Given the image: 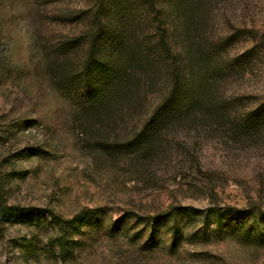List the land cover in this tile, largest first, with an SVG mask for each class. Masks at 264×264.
I'll list each match as a JSON object with an SVG mask.
<instances>
[{"label": "rangeland", "instance_id": "1", "mask_svg": "<svg viewBox=\"0 0 264 264\" xmlns=\"http://www.w3.org/2000/svg\"><path fill=\"white\" fill-rule=\"evenodd\" d=\"M96 25L86 82L125 97L107 116L77 109L68 82ZM57 42L71 45L59 57ZM0 194L28 211L0 222V264H264V238H189L180 218L183 238L150 230L171 208L264 226V0H0ZM84 209L102 215L62 260L51 216Z\"/></svg>", "mask_w": 264, "mask_h": 264}, {"label": "trees", "instance_id": "2", "mask_svg": "<svg viewBox=\"0 0 264 264\" xmlns=\"http://www.w3.org/2000/svg\"><path fill=\"white\" fill-rule=\"evenodd\" d=\"M97 30L91 34L90 40H89V54L87 58L85 59L84 65L86 64L84 69V72L76 73V75H73L71 80L68 82H74L73 86L75 89H81L83 92H79V94H72V98H76L73 100V104L75 103V107L79 110L82 108L83 111L89 112L92 116H96V114H100L103 116H107L111 114L116 107H120L122 103L124 102V95L121 93H114L115 91H112V82H108V80H102L104 81L102 85L99 87V89H93L92 84L89 82H86L88 79V76L90 75V68L92 67L93 60L95 59V49L97 41L99 40V35L101 32L102 27L99 25H96ZM158 39H157V45L159 53H164L168 51V46L165 41L164 31L160 28L158 31ZM71 45L66 47V44L56 43L54 46L50 48V55L53 56H60L65 50L70 48ZM50 66L48 69L49 71V77L50 82L55 84L62 85L63 89L67 88V78L65 76L60 74V70L55 71L52 69V66L54 65V62H52L50 59ZM138 66L139 63H137ZM56 66V65H55ZM141 66L144 68L143 71H148L149 68H151V65L147 59V56L144 59L143 64ZM48 67V66H47ZM98 68H104V66H98ZM52 69V70H51ZM172 80H176L177 73L172 69L171 72ZM62 76V77H61ZM64 79V80H63ZM152 84V83H151ZM65 87V88H64ZM61 90V89H60ZM83 101V106H77V104H81L79 101ZM77 103V104H76ZM159 109H161V106L156 109L155 111L158 112ZM155 112V113H156ZM155 114L151 115L149 117L150 122H153L155 120ZM173 116L171 114L168 115V117L162 119L165 121L171 120ZM1 198V194H0ZM28 211L20 210V209H10L3 206L2 202L0 201V222H3L5 220L11 221L14 219H20L23 217L24 213H27ZM244 211H240L233 208H224V209H209L204 212L200 211H187V210H180L177 208H171L168 212L161 215L160 223L158 221L154 220L151 224V231H154L155 227H160V229H163L167 234H171L173 239L176 238H183L182 232L183 229L180 227V225L176 224V219L180 218L182 221H187L189 223L194 224L193 227L190 228V231L186 230L187 234L185 236H189V238H205L207 234H214L217 235L216 237H224V236H230L233 233L241 232L243 234H248L252 236H246L247 239H253V238H264V226L261 227L256 221H250V223L246 222L245 219L242 217ZM102 215V211L100 209H84L78 212L73 216V218L69 221H64L60 217L52 215L51 219L55 226L57 227V235L49 240V245L54 246L58 250V257H60L62 260H64L67 256H70L72 254V251L74 249V246H76V241H73L71 237H69L70 231L73 230L74 234L79 231L80 227L85 224L89 219H95ZM171 221L172 225H168L165 221ZM233 222V224H230V222ZM226 222V223H223ZM254 222V223H253ZM158 224V225H157ZM226 224V225H224ZM210 225H213V230L209 229L208 227ZM155 226V227H154ZM166 229V230H165ZM245 237V238H246ZM244 239V238H241ZM175 246V245H174ZM173 246V247H174Z\"/></svg>", "mask_w": 264, "mask_h": 264}]
</instances>
